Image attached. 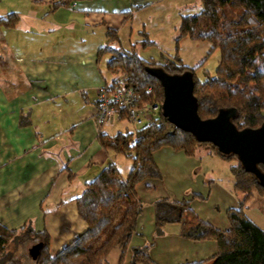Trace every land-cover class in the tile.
<instances>
[{
	"label": "crops",
	"instance_id": "0c3cea01",
	"mask_svg": "<svg viewBox=\"0 0 264 264\" xmlns=\"http://www.w3.org/2000/svg\"><path fill=\"white\" fill-rule=\"evenodd\" d=\"M58 1L0 0V16L18 14L13 27L0 26V224L16 229L27 222L44 232L51 256L85 230L73 198L102 166L120 156L97 140L98 128L110 134L104 127L121 120L119 114L100 127L94 116L97 90L111 79L105 68L110 54L96 58L105 30H116L119 40L123 33L129 46L139 40L131 41L133 21L139 26L137 37L143 29L149 35L148 23L167 26L172 38L179 7L189 0ZM140 48L146 52V46ZM161 55L139 54L148 61H160ZM196 150L186 155L161 146L152 152L160 178L135 184L142 207L126 248L149 243L150 257L158 264L204 261L216 253L213 240L185 239L177 224L154 234L151 203L162 197L188 200L201 219L218 229L228 227L225 211L237 206L229 163ZM129 171L130 166L125 174L120 170L124 177ZM244 213L264 230L260 210L249 206ZM119 253L115 248L108 252L112 264ZM129 258L130 251L122 264H129Z\"/></svg>",
	"mask_w": 264,
	"mask_h": 264
},
{
	"label": "trees",
	"instance_id": "16d2710c",
	"mask_svg": "<svg viewBox=\"0 0 264 264\" xmlns=\"http://www.w3.org/2000/svg\"><path fill=\"white\" fill-rule=\"evenodd\" d=\"M66 1L59 0L57 4ZM199 3L198 12L179 15L175 41L187 36L208 41L211 51L218 50L213 72L203 70L202 77L195 74L197 66L183 64L176 53L161 55L160 61L141 58L137 46L156 44L144 30L139 31L142 39L128 48L119 44L116 30H105L96 58L110 54L105 68L111 79L106 83L132 88L137 106H155L148 120L132 131L126 129L110 135L98 128L100 146L128 159L130 171L122 176L111 161L85 182L73 198L85 230L52 256L44 232L34 231L27 222L16 229L0 224V264H106V256L113 248L120 250L121 264L142 207L135 184L144 178H160L152 152L161 146L186 155L201 148L208 155L233 161L228 170L237 206L225 211L228 227L218 229L201 219L188 200L154 199L151 203L154 234H159L167 224H177L178 234L185 239L216 243L217 251L209 259L183 264H264V230L244 213L253 199L255 207L264 214V186L244 170L235 155L220 154L211 143L197 142L191 134L169 123L160 111L161 86L145 70L159 67L169 74L190 71L196 111L201 119L214 116L220 109H232L231 122L238 129L257 127L264 120V0H199ZM17 19L16 12L1 15L0 26L13 27ZM118 114L120 119L130 121L124 111ZM258 168L264 171L261 164ZM150 246L146 243L131 247L129 264H158L150 257Z\"/></svg>",
	"mask_w": 264,
	"mask_h": 264
},
{
	"label": "water",
	"instance_id": "95a60500",
	"mask_svg": "<svg viewBox=\"0 0 264 264\" xmlns=\"http://www.w3.org/2000/svg\"><path fill=\"white\" fill-rule=\"evenodd\" d=\"M162 89L161 114L182 131L188 132L197 142L214 145L220 154H233L245 171L251 173L264 186V120L254 128H236L231 122L232 109H220L209 118L201 119L196 111L192 93L190 71L169 74L159 67L145 68Z\"/></svg>",
	"mask_w": 264,
	"mask_h": 264
},
{
	"label": "rangeland",
	"instance_id": "374dc122",
	"mask_svg": "<svg viewBox=\"0 0 264 264\" xmlns=\"http://www.w3.org/2000/svg\"><path fill=\"white\" fill-rule=\"evenodd\" d=\"M199 10H200L199 0H189L179 7V12H181L180 14L198 12ZM136 23H137L136 21H133L132 23V29H131L132 36L134 35L135 37L131 41H133L134 39H142V36L140 34L137 37L136 29L137 28L139 29V26H137ZM146 28L149 32V35L144 29L143 30L147 33V36L149 39L153 40V38H156L155 39L156 45L146 46L147 48L145 50L146 51L145 53H141L140 51L141 48L137 46V49H139L138 53L140 55L149 56L152 54L154 57L160 58L159 57L160 53L162 55H173L174 53H176L178 57L181 59V62L183 64L190 66V67L197 66L195 70V74L198 77H202L203 70L208 71L210 73L213 72V69L219 58V52L217 49H214L211 51V44L208 41L192 40L188 38L187 36H182L177 41H175L177 32L173 31L172 38H170L167 34L168 28L165 25L160 27L158 24L149 25L147 23ZM120 36H121V39L119 40V44L122 47H129L125 38L123 37V33ZM143 123L144 121H142L140 124H135L125 119L124 120L114 119V122L112 125L108 126L107 124L108 127H104V128L110 134H114L118 131H124L126 129L129 131H132L135 128L141 126ZM195 153H197V150H195ZM232 162L233 161H229L228 163L230 164ZM114 163L116 164L118 168H120L119 170L123 171L124 174H125L126 166H130V161L121 155L118 157H115ZM248 203L250 207H255L253 199L249 200ZM129 251H130V248H125L124 254H123L125 257L123 256L122 262L123 260L126 259V256L128 255ZM118 259H119V256H118ZM106 264H112L110 262V259H108V256H106ZM117 264L119 263L117 262Z\"/></svg>",
	"mask_w": 264,
	"mask_h": 264
},
{
	"label": "built area",
	"instance_id": "2783aa9c",
	"mask_svg": "<svg viewBox=\"0 0 264 264\" xmlns=\"http://www.w3.org/2000/svg\"><path fill=\"white\" fill-rule=\"evenodd\" d=\"M136 99L132 88L121 84L104 83L96 93L94 105L96 125L103 124L110 115L118 114L120 111H124L128 119L135 124L146 122L155 106H137Z\"/></svg>",
	"mask_w": 264,
	"mask_h": 264
}]
</instances>
